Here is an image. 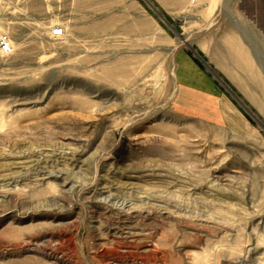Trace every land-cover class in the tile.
<instances>
[{
    "label": "rangeland",
    "instance_id": "obj_1",
    "mask_svg": "<svg viewBox=\"0 0 264 264\" xmlns=\"http://www.w3.org/2000/svg\"><path fill=\"white\" fill-rule=\"evenodd\" d=\"M0 30V264H264V0H0Z\"/></svg>",
    "mask_w": 264,
    "mask_h": 264
},
{
    "label": "crops",
    "instance_id": "obj_2",
    "mask_svg": "<svg viewBox=\"0 0 264 264\" xmlns=\"http://www.w3.org/2000/svg\"><path fill=\"white\" fill-rule=\"evenodd\" d=\"M228 36V35H227ZM226 36V37H227ZM228 39H229V43H230V46L232 47V48H230V46L227 44V46L233 51V52H231L230 50H228V49H225V54H223L224 55V58L226 59V60H230V56H231V53H234L236 56H237V58H238V60L240 61V62H242V63H244V64H248L249 62H250V60H249V58L246 56V53H245V51H244V49H243V47H241V44H240V42L235 38V37H233L232 35L231 36H229L228 37ZM251 65V64H250ZM187 66L190 68V65H189V63L187 62V61H185V63H184V71H186L187 70ZM191 69V68H190ZM184 78V77H183ZM196 77H194L193 79H195ZM193 79H191V80H193ZM194 82H196L195 80H193ZM201 82H203V81H201ZM204 82H206V80L204 79ZM193 84H195V83H193ZM196 84H200V82L198 83V82H196ZM181 99V98H180ZM184 102V101H183ZM181 104H183L182 102H181ZM194 104L195 105H197L198 107H201L199 104H197V103H195L194 102ZM178 110L180 111V112H182V107H179L178 108Z\"/></svg>",
    "mask_w": 264,
    "mask_h": 264
},
{
    "label": "built area",
    "instance_id": "obj_3",
    "mask_svg": "<svg viewBox=\"0 0 264 264\" xmlns=\"http://www.w3.org/2000/svg\"><path fill=\"white\" fill-rule=\"evenodd\" d=\"M52 34L54 36H59L62 37L64 35V28L57 26L52 29ZM12 43L10 40V36L6 32H2L0 30V52H5L8 53L11 51ZM240 264H251V261L247 259H242L241 262L239 261Z\"/></svg>",
    "mask_w": 264,
    "mask_h": 264
},
{
    "label": "bare ground",
    "instance_id": "obj_4",
    "mask_svg": "<svg viewBox=\"0 0 264 264\" xmlns=\"http://www.w3.org/2000/svg\"><path fill=\"white\" fill-rule=\"evenodd\" d=\"M234 16V20L236 21V22H238L239 21V18L236 16L235 17V15H233ZM240 27L242 28V25H241V23H240ZM244 31H245V29H244ZM247 260H249V261H251V264H258L257 262H255V260H252V259H247Z\"/></svg>",
    "mask_w": 264,
    "mask_h": 264
}]
</instances>
